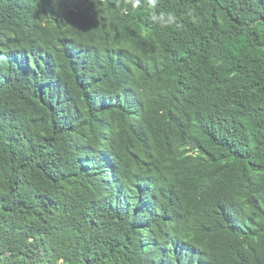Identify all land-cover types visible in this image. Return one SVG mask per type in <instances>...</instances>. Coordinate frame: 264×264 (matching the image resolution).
I'll use <instances>...</instances> for the list:
<instances>
[{
	"label": "trees",
	"instance_id": "1",
	"mask_svg": "<svg viewBox=\"0 0 264 264\" xmlns=\"http://www.w3.org/2000/svg\"><path fill=\"white\" fill-rule=\"evenodd\" d=\"M133 2L0 0V264H264V0Z\"/></svg>",
	"mask_w": 264,
	"mask_h": 264
},
{
	"label": "clouds",
	"instance_id": "2",
	"mask_svg": "<svg viewBox=\"0 0 264 264\" xmlns=\"http://www.w3.org/2000/svg\"><path fill=\"white\" fill-rule=\"evenodd\" d=\"M147 3L149 5V7H153V8L155 7V0H147ZM139 6H140L139 0H134L133 8H137ZM151 18L155 22H164L166 24H171L175 21V16L171 12L161 13L159 16L153 14Z\"/></svg>",
	"mask_w": 264,
	"mask_h": 264
}]
</instances>
